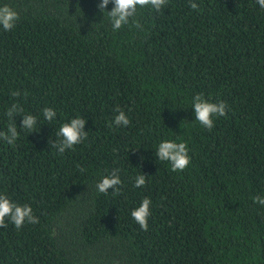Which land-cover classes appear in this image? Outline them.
Listing matches in <instances>:
<instances>
[{
	"label": "trees",
	"instance_id": "1",
	"mask_svg": "<svg viewBox=\"0 0 264 264\" xmlns=\"http://www.w3.org/2000/svg\"><path fill=\"white\" fill-rule=\"evenodd\" d=\"M99 2L0 0L19 14L0 27V131H18L0 139V193L39 218L20 229L6 218L0 264H264V205L252 199L264 197V8L168 0L138 7L142 29L113 31ZM197 93L228 106L211 130L195 119ZM13 103L36 130L7 117ZM117 107L127 126L113 123ZM77 116L87 139L60 154L52 141ZM163 140L187 143L184 170L156 157ZM113 169L119 191L98 192ZM144 197L146 231L131 216Z\"/></svg>",
	"mask_w": 264,
	"mask_h": 264
},
{
	"label": "clouds",
	"instance_id": "2",
	"mask_svg": "<svg viewBox=\"0 0 264 264\" xmlns=\"http://www.w3.org/2000/svg\"><path fill=\"white\" fill-rule=\"evenodd\" d=\"M113 4L110 11H105L109 3ZM168 3V0H100L97 8L100 12H107L113 31L121 29L132 21L134 27L142 29V25L134 19L137 9L151 6L156 12H160ZM261 8H264V0H257ZM192 9H197L196 3H191ZM19 20L18 12L9 5L0 6V27L4 31H11ZM20 91L12 92L14 97L20 96ZM26 96L27 93L25 92ZM227 104L223 101L211 102L206 99L203 93H197L192 98V108L195 119L205 128L211 130L214 127V117L226 115ZM117 113L113 123L116 126H127L129 118L125 112L117 107ZM44 119L51 122L56 117V112L51 107L43 110ZM23 113V108L19 104L13 103L6 111L9 119L13 120L15 114ZM20 127L27 129L28 132L36 130L37 117L31 114H23ZM111 126V125H110ZM57 136L61 139L52 141L51 146L57 149L58 153L63 154L65 150L72 149L74 145L80 144L87 139L88 132L85 131V119L77 116L63 123ZM18 137L17 125L14 121L7 128V131H0V139L8 144H13ZM156 157L160 161H167L171 164L172 171H182L190 163L189 149L186 142L174 140H163L156 149ZM146 183V175L141 174L135 177L134 186L143 187ZM122 184L118 170L113 169L110 174L105 175L97 183L96 188L100 193H107L109 189L118 192V186ZM254 203L264 205V197H252ZM151 200L144 197L140 204L131 211V216L146 231L148 228V218L151 214ZM6 218L10 219L17 229H20L25 222L30 224L39 223V218L33 214L31 205L19 204L11 200L6 194L0 193V227H6Z\"/></svg>",
	"mask_w": 264,
	"mask_h": 264
}]
</instances>
